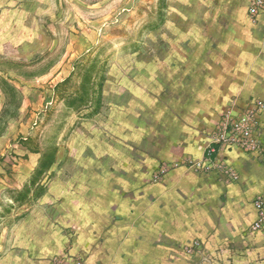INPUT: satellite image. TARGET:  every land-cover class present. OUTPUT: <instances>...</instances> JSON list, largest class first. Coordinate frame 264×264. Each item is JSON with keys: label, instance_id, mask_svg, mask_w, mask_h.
<instances>
[{"label": "crops", "instance_id": "crops-1", "mask_svg": "<svg viewBox=\"0 0 264 264\" xmlns=\"http://www.w3.org/2000/svg\"><path fill=\"white\" fill-rule=\"evenodd\" d=\"M250 1L212 0L213 23L197 54L183 51L180 69L162 76L164 89L153 83L148 102L136 97L139 110L118 114L122 131L94 128L59 151L45 193L4 231L0 264H56L68 255L85 264H264V229L250 231L253 201L264 194L261 154L221 149L219 159L239 174L234 181L183 164L156 179L164 162L214 157L222 116L264 102V16L251 18ZM51 3L0 0L1 56L44 43L29 20L54 17ZM108 95L101 112L109 110ZM260 121L264 141V110ZM196 241L200 247L187 252Z\"/></svg>", "mask_w": 264, "mask_h": 264}, {"label": "rangeland", "instance_id": "rangeland-1", "mask_svg": "<svg viewBox=\"0 0 264 264\" xmlns=\"http://www.w3.org/2000/svg\"><path fill=\"white\" fill-rule=\"evenodd\" d=\"M51 7L54 17L29 20L43 44L0 55V240L45 193L60 150L94 128L122 131L118 114L139 110L136 97L148 102L153 83L164 89L162 76L180 69L183 51L197 54L214 10L212 0H52ZM117 101L135 103L117 112Z\"/></svg>", "mask_w": 264, "mask_h": 264}, {"label": "built area", "instance_id": "built-area-1", "mask_svg": "<svg viewBox=\"0 0 264 264\" xmlns=\"http://www.w3.org/2000/svg\"><path fill=\"white\" fill-rule=\"evenodd\" d=\"M248 13L253 20L259 16H264V0H251ZM264 110L262 100H254L244 112L238 116L225 114L217 124L215 132L212 134L214 143L218 146L217 154L214 157H205L195 159L187 157L183 163L171 165L166 162L162 163L156 173V179L165 175L172 168L178 165L186 167L201 173L217 172L225 177L227 181H234L239 178L237 170L219 159V151L240 149L246 152H258L264 159V141L260 137L261 121L260 117ZM213 151L216 152V149ZM257 211V218L250 227L251 232H258L264 229V194H259L253 201ZM200 247L198 241L187 248V252H193ZM56 264H85L84 260L79 257L66 256L65 259L56 260Z\"/></svg>", "mask_w": 264, "mask_h": 264}]
</instances>
